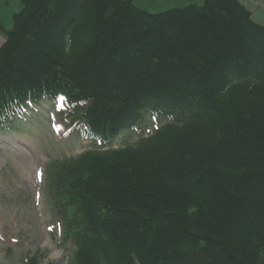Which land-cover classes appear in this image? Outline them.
Returning a JSON list of instances; mask_svg holds the SVG:
<instances>
[{
	"label": "trees",
	"instance_id": "1",
	"mask_svg": "<svg viewBox=\"0 0 264 264\" xmlns=\"http://www.w3.org/2000/svg\"><path fill=\"white\" fill-rule=\"evenodd\" d=\"M23 2L0 20V131L49 101L96 146L46 167L70 264H264V25L239 0Z\"/></svg>",
	"mask_w": 264,
	"mask_h": 264
},
{
	"label": "rangeland",
	"instance_id": "2",
	"mask_svg": "<svg viewBox=\"0 0 264 264\" xmlns=\"http://www.w3.org/2000/svg\"><path fill=\"white\" fill-rule=\"evenodd\" d=\"M144 11L156 14L203 0H133ZM252 18L264 25V0H240ZM24 8L23 0H0V20L6 30L13 28V15ZM5 35L4 31H0ZM3 39L0 36V46ZM38 112L27 114L17 124L20 134L0 132V264H24L34 253L45 255L47 264H70L71 252L60 245L56 217L45 193L47 164L55 159L77 156L93 148L90 141L68 140L67 126L53 116L52 105L43 102ZM64 128L63 133L61 128ZM154 127L151 119L143 133H125L115 145L133 143L148 135ZM141 136V137H140ZM59 230V228H57Z\"/></svg>",
	"mask_w": 264,
	"mask_h": 264
}]
</instances>
